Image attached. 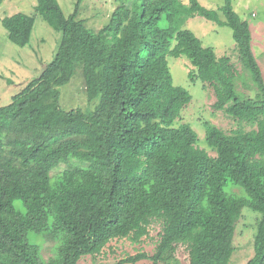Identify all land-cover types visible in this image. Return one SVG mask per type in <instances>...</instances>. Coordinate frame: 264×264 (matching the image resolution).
Returning <instances> with one entry per match:
<instances>
[{"label":"trees","instance_id":"1","mask_svg":"<svg viewBox=\"0 0 264 264\" xmlns=\"http://www.w3.org/2000/svg\"><path fill=\"white\" fill-rule=\"evenodd\" d=\"M82 1L66 16L58 0H37L62 33L59 49L0 106V264H79L114 240L141 242L154 222L162 227L155 253L116 264L178 263L179 246L189 264H229L244 208L262 215L246 264H264V77L249 22L232 0L219 9L224 21L198 0H127L95 32L79 17ZM196 16L232 29L244 74L185 28ZM35 21L18 13L2 25L25 48ZM169 57L189 60L190 80L213 88L216 111L256 128L227 134L209 125L205 143L216 156L201 148L189 124L176 125L192 96L174 85ZM79 67L88 100L99 103L65 111L60 88ZM229 183L244 194L228 193Z\"/></svg>","mask_w":264,"mask_h":264},{"label":"rangeland","instance_id":"2","mask_svg":"<svg viewBox=\"0 0 264 264\" xmlns=\"http://www.w3.org/2000/svg\"><path fill=\"white\" fill-rule=\"evenodd\" d=\"M66 16L74 13L79 0H58ZM127 0H83L80 6V19L86 21L87 27L92 31H99L108 25L114 11L125 4ZM190 0H183L188 4ZM204 7L218 11L221 20H225L219 9L224 5V0H198ZM234 10L250 24L252 32V47L264 77V0H232ZM37 0H3L0 4V106L7 105L11 98L31 80L38 77L43 69L55 58L59 49L62 33L54 30L45 19L38 14ZM18 13L35 17V26L31 42L25 48L14 45L8 37V31L3 27L2 20ZM185 28L192 31L200 38L206 47L213 48L217 56L231 57L233 64L240 73L243 69L239 63L233 31L227 26H220L205 18L196 16L190 19ZM174 85L186 89L192 96V101L182 111L176 125L189 124L199 135V146L208 150L205 136L208 126H216L227 134L237 130L250 131L255 129L251 125L241 123L230 117L224 111H216L213 106L216 97L213 88L201 81L192 82L189 74L192 65L186 57L168 58ZM244 74V73H243ZM248 81V80H247ZM248 83V86H251ZM240 91L254 97L255 92L241 85ZM61 108L65 111L82 109L94 110L99 99L92 102L88 100L86 83L83 78L82 68L79 67L72 81L60 88ZM211 156L216 154L208 150ZM76 161V160H72ZM72 161L62 162L53 174L61 172L72 165ZM62 167V168H60ZM60 168V169H58ZM57 169V170H56ZM226 191L230 194L241 195L243 190L229 183ZM262 215L250 208H244L242 218L237 224L234 247L235 252L229 264H246L253 258L254 240L257 233V223ZM162 227L154 222L149 227V236L141 242L135 243L129 238L118 239L108 244L101 254L95 257H84L79 264H116L130 256L147 254L152 256L160 240ZM45 259L53 256V243L42 245ZM178 263L189 264V253L184 246H179L176 253ZM137 264H152L150 260H143Z\"/></svg>","mask_w":264,"mask_h":264}]
</instances>
